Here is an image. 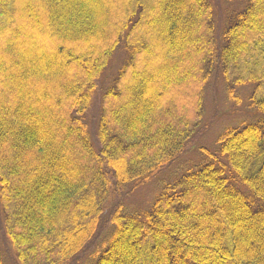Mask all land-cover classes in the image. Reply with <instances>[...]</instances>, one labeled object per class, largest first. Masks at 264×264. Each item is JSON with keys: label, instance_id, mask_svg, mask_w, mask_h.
<instances>
[{"label": "trees", "instance_id": "obj_1", "mask_svg": "<svg viewBox=\"0 0 264 264\" xmlns=\"http://www.w3.org/2000/svg\"><path fill=\"white\" fill-rule=\"evenodd\" d=\"M242 1L219 27L210 0H0V211L19 264H264V0ZM217 72L231 99L251 86L256 118L148 206L113 208L102 235L113 190L151 181L202 129Z\"/></svg>", "mask_w": 264, "mask_h": 264}, {"label": "rangeland", "instance_id": "obj_2", "mask_svg": "<svg viewBox=\"0 0 264 264\" xmlns=\"http://www.w3.org/2000/svg\"><path fill=\"white\" fill-rule=\"evenodd\" d=\"M212 1L216 14L218 26H223L228 18L229 14L240 9L243 3L242 0H210ZM244 8V7H243ZM242 8V9H243ZM125 58V52L120 48L110 62L101 80L96 85V94L94 101L89 109L88 113V125L95 137L97 132V123L100 115V97L101 93L108 86L109 82L121 66ZM251 86L246 85L238 87L236 94L232 99L227 94L226 84L220 72L213 75L211 80L206 86V100H205V116L202 122V129L196 134V136L188 143L186 150L180 156V158L174 162L171 166L162 170V172L142 185L131 188L126 186L122 189H114L111 198L106 205L105 212L102 217V224L106 228L102 227L101 234L108 232L110 226L111 211L118 206L128 207L129 210H136L138 208H144L156 195L160 188V184L163 181H172L178 175L188 168L193 167L201 162L205 157L204 152L206 150H214L217 148L216 140L218 135L226 129L227 126L239 125L245 121L254 120L256 114L250 111L247 101H250ZM151 204V203H150ZM3 215L0 211V250L7 264H19L15 259V252L12 248L11 241L7 239L3 233ZM104 229V230H103ZM110 230V229H109ZM87 255L79 262L72 264H83Z\"/></svg>", "mask_w": 264, "mask_h": 264}]
</instances>
